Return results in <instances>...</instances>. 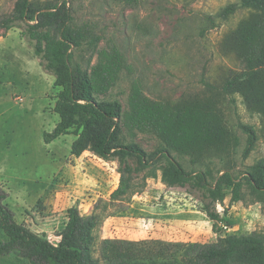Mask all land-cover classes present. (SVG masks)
Here are the masks:
<instances>
[{
	"label": "rangeland",
	"instance_id": "1",
	"mask_svg": "<svg viewBox=\"0 0 264 264\" xmlns=\"http://www.w3.org/2000/svg\"><path fill=\"white\" fill-rule=\"evenodd\" d=\"M17 1L0 0V17L14 13ZM32 1L41 7L62 0ZM68 1L77 24L88 26L96 35H101L97 47L86 46L76 52L75 62L89 68L97 62L98 50L111 46L123 54V72L110 95L122 102L125 111L129 110L134 83L155 101H213L240 138L235 175L244 179L245 173L252 172V165L264 162L260 114L248 110L241 95H229L223 89L226 79L244 67L236 53L224 47V41L250 11L240 8L228 19L222 18L220 12L240 0ZM23 29H0V41H9L7 43L11 45H0V93L5 92L4 80L7 79L26 88L17 86L16 104L11 100L12 96H8L5 106L0 104V193L6 195L4 203L15 212L19 223L39 234L46 233L53 243H58L64 216L54 212L56 190L76 184L77 173L93 171L92 177L98 178L99 186L96 183V187L88 188L87 193L99 190L101 192L97 194L106 195L120 184L121 160L120 157L104 160L91 148L82 154L83 158L76 160L78 157L71 153L76 138L73 134L61 136L53 144L44 141L43 133L53 131L58 123L54 106L60 88L55 86V75L42 66L32 42L23 35ZM241 124L250 125L259 135L250 156L244 160L242 151L248 135ZM123 131V141H135L149 153L164 147L153 134L127 128ZM170 155L188 170L196 167L187 155L175 151ZM171 159L159 155L149 165L140 163L136 157L128 159L134 168L132 187L126 195L115 199L111 207H105V214L119 217L106 228L98 221L94 231L95 256L100 255L105 238L177 239L186 232L189 208L205 210L209 200L200 192L170 185ZM210 166L217 175L221 168L218 159L212 158ZM104 171L112 173L107 176L109 179L104 178ZM216 207L225 219L228 216L234 219L224 222L227 228L220 222L218 231L209 224L208 231L205 229L208 236L198 242L215 241L230 233L264 235V193L254 191L245 179L242 200L231 203L229 194ZM7 240L8 236L0 228V245ZM0 264L33 263L14 252L0 255Z\"/></svg>",
	"mask_w": 264,
	"mask_h": 264
},
{
	"label": "trees",
	"instance_id": "2",
	"mask_svg": "<svg viewBox=\"0 0 264 264\" xmlns=\"http://www.w3.org/2000/svg\"><path fill=\"white\" fill-rule=\"evenodd\" d=\"M240 8L248 9L250 15L227 35L223 45L236 53L244 67L226 79L223 89L229 95H241L248 110L260 114L264 134V0H240L224 7L220 16L228 19ZM13 27L24 28L23 35L30 39L42 66L55 75V86L60 88L54 106L60 120L53 131L43 133L44 141L51 143L73 134L71 153L75 157L89 148L104 160L120 157L121 178L113 199L126 195L132 187L130 157L149 165L159 155L171 159V151L189 156L196 167L188 170L171 159L170 185L188 187L207 198L205 211L216 221V231L220 222H227L217 203L229 194L231 203L242 200L244 179L254 191L264 193L263 161L252 165V172L245 173L244 179L233 172L241 142L216 103L155 101L134 83L129 110L125 111L122 102L110 95L124 68L118 48L99 49L97 62L89 68L75 62L76 52L86 46L97 47L101 35L77 24L68 0L41 7L32 0H18L14 13L0 17V29ZM241 127L248 135L244 160L259 135L250 125ZM124 128L153 134L164 147L149 153L135 141H123ZM212 158L221 165L217 175L210 166ZM5 198L0 193V228L8 236L0 245V255L18 252L33 264H264V235L259 234H228L210 242L105 238L100 255L95 256L98 215H82L78 207H70L59 242L53 243L46 233L19 223Z\"/></svg>",
	"mask_w": 264,
	"mask_h": 264
},
{
	"label": "crops",
	"instance_id": "3",
	"mask_svg": "<svg viewBox=\"0 0 264 264\" xmlns=\"http://www.w3.org/2000/svg\"><path fill=\"white\" fill-rule=\"evenodd\" d=\"M7 42H9V41H7ZM7 42L6 41H0V45L11 46ZM7 48L10 49V47H7ZM10 50H14V49H10ZM4 82H5V84H4L5 85V92L0 93V104L2 103V105L5 106L6 101H8V96L9 97L12 96L11 100L14 102V104H16L14 101V95L16 94V90H17L16 88L18 85L16 86L15 82H13L12 80L9 81V79H7L6 81L4 80ZM18 88H22L23 90L26 89L22 84H21V86H18ZM21 97H23V96H21ZM13 108H14V106H13ZM13 108L11 107L12 110H13ZM55 116L57 118V121H59L60 116L58 119V114L56 112H55ZM54 141L51 143L53 144ZM83 156L84 155L76 158V160L79 161V159L83 158ZM73 172H77V171H73ZM92 173H93V171H83V174L77 173L76 174L77 176H75V180H77L76 184H72L70 187H68L66 189H57L56 190V194H55L54 200H53L54 207L56 208L54 212H60V213H62V217L64 216V228L68 222L67 211L70 207H73V206L78 207L79 210L81 211L82 215H90V214L99 215L100 216V218H99L100 224L102 223V226L104 228H106L107 226L112 224V222L115 218L119 217V216H115L111 213L105 214V207H107V206L111 207L112 203H114L116 201L115 199H113V200L111 199V194L118 188L119 184L117 183L116 186H114V188H111L109 193L106 195L97 194V193L101 192L99 190H95L94 193L89 194V193H87V191H88L87 189L88 188L94 189V187H96L94 185H96V183H98V178L94 179L92 177ZM111 174L109 171H104V173H103L105 179H109V178H107V176L110 177ZM97 186H99V183L97 184ZM184 198L188 199L186 196ZM100 200L102 201L100 203V205L96 204ZM63 208H65V209H63ZM231 210H233V209H231ZM187 216H188L189 220L186 223V224H188L186 227L187 229L185 230L186 232L184 233L186 235L180 234L179 238L168 239V240H171V241L175 240V241H182V242L203 241L208 236L207 231H208L209 224H211L212 228H214L215 223H216V221H214L213 219H211L208 216V214L206 213V211L204 209H200L198 207L193 208L191 206V208H189V211H187ZM222 216L224 217V215H222ZM232 219H234V218L231 216H228L226 221L229 220L231 222ZM205 229L207 231H205ZM230 234H232V233H230ZM225 235H227V234H224L223 236H225ZM58 237H59V235H58ZM59 239H60V237H59Z\"/></svg>",
	"mask_w": 264,
	"mask_h": 264
},
{
	"label": "built area",
	"instance_id": "4",
	"mask_svg": "<svg viewBox=\"0 0 264 264\" xmlns=\"http://www.w3.org/2000/svg\"><path fill=\"white\" fill-rule=\"evenodd\" d=\"M224 225V224H223ZM224 228H227V226L226 225H224Z\"/></svg>",
	"mask_w": 264,
	"mask_h": 264
}]
</instances>
